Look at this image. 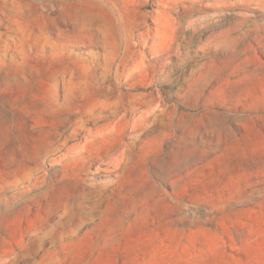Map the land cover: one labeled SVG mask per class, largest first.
Listing matches in <instances>:
<instances>
[{"label":"rangeland","instance_id":"rangeland-1","mask_svg":"<svg viewBox=\"0 0 264 264\" xmlns=\"http://www.w3.org/2000/svg\"><path fill=\"white\" fill-rule=\"evenodd\" d=\"M0 264H264V0H0Z\"/></svg>","mask_w":264,"mask_h":264}]
</instances>
